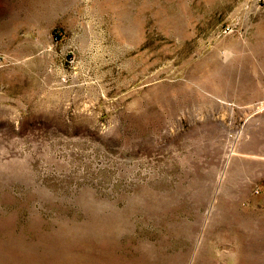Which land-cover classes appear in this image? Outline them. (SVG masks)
I'll return each mask as SVG.
<instances>
[{"label":"rangeland","instance_id":"obj_1","mask_svg":"<svg viewBox=\"0 0 264 264\" xmlns=\"http://www.w3.org/2000/svg\"><path fill=\"white\" fill-rule=\"evenodd\" d=\"M0 264H264V0H0Z\"/></svg>","mask_w":264,"mask_h":264}]
</instances>
